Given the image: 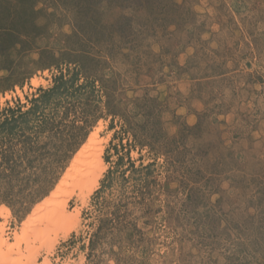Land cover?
<instances>
[{
    "label": "rangeland",
    "instance_id": "1",
    "mask_svg": "<svg viewBox=\"0 0 264 264\" xmlns=\"http://www.w3.org/2000/svg\"><path fill=\"white\" fill-rule=\"evenodd\" d=\"M7 118L12 242L104 123L109 168L54 264H264V0H0Z\"/></svg>",
    "mask_w": 264,
    "mask_h": 264
},
{
    "label": "bare ground",
    "instance_id": "2",
    "mask_svg": "<svg viewBox=\"0 0 264 264\" xmlns=\"http://www.w3.org/2000/svg\"><path fill=\"white\" fill-rule=\"evenodd\" d=\"M32 83L35 86L48 84L45 79L38 76L32 79ZM101 132L105 136L101 137ZM112 135L104 123H99L57 189L22 225L21 234H14V242L5 234L6 225L11 221L12 215L9 209L5 207L0 209V217L4 219L0 222V264H54L50 254L58 242L59 233L69 235L79 226L81 209L99 187L100 179L109 168L103 157ZM71 199L78 203L73 210L68 208ZM24 247L27 253L24 252ZM42 250L47 254L43 262L38 261Z\"/></svg>",
    "mask_w": 264,
    "mask_h": 264
},
{
    "label": "trees",
    "instance_id": "3",
    "mask_svg": "<svg viewBox=\"0 0 264 264\" xmlns=\"http://www.w3.org/2000/svg\"><path fill=\"white\" fill-rule=\"evenodd\" d=\"M20 113H21V112H20ZM24 114H25V113H24ZM21 115H22V113H21ZM16 118H17V117H15V115H14L12 119H16ZM9 121H11V119L7 118V119L3 122V124L0 125V127H1V128L4 127L6 124H8Z\"/></svg>",
    "mask_w": 264,
    "mask_h": 264
}]
</instances>
